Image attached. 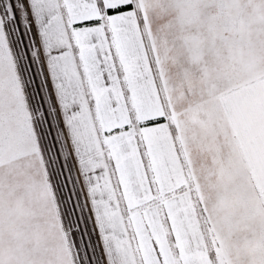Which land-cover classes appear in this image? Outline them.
Instances as JSON below:
<instances>
[{
    "label": "snow or ice",
    "instance_id": "1",
    "mask_svg": "<svg viewBox=\"0 0 264 264\" xmlns=\"http://www.w3.org/2000/svg\"><path fill=\"white\" fill-rule=\"evenodd\" d=\"M0 264H264V0H0Z\"/></svg>",
    "mask_w": 264,
    "mask_h": 264
}]
</instances>
